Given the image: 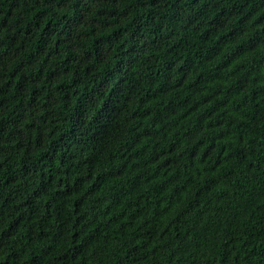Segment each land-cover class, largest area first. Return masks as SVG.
Masks as SVG:
<instances>
[{"label": "trees", "instance_id": "1", "mask_svg": "<svg viewBox=\"0 0 264 264\" xmlns=\"http://www.w3.org/2000/svg\"><path fill=\"white\" fill-rule=\"evenodd\" d=\"M0 264H264V0H0Z\"/></svg>", "mask_w": 264, "mask_h": 264}]
</instances>
